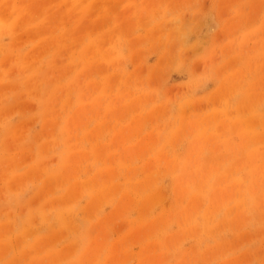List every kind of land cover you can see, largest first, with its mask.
I'll return each mask as SVG.
<instances>
[{
    "label": "rangeland",
    "instance_id": "374dc122",
    "mask_svg": "<svg viewBox=\"0 0 264 264\" xmlns=\"http://www.w3.org/2000/svg\"><path fill=\"white\" fill-rule=\"evenodd\" d=\"M0 264H264V0H0Z\"/></svg>",
    "mask_w": 264,
    "mask_h": 264
},
{
    "label": "bare ground",
    "instance_id": "6f19581e",
    "mask_svg": "<svg viewBox=\"0 0 264 264\" xmlns=\"http://www.w3.org/2000/svg\"><path fill=\"white\" fill-rule=\"evenodd\" d=\"M214 29V26H213V28L212 27H210V30H213Z\"/></svg>",
    "mask_w": 264,
    "mask_h": 264
}]
</instances>
